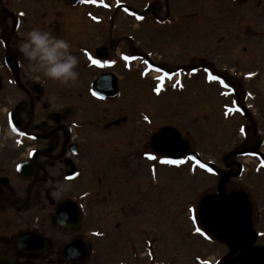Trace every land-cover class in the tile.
<instances>
[{
  "label": "rangeland",
  "instance_id": "374dc122",
  "mask_svg": "<svg viewBox=\"0 0 264 264\" xmlns=\"http://www.w3.org/2000/svg\"><path fill=\"white\" fill-rule=\"evenodd\" d=\"M8 8L26 12L16 34L10 21L0 24V67L19 65L23 80L42 74L20 62L17 49L33 27L64 37L79 57L75 82L46 78L55 94H61L58 87L65 88L66 116L84 152L115 149L106 155L108 165L104 160L103 166L99 160L92 167L87 164V178L93 168L96 176L103 171L104 181L100 188L85 190H92L90 201L99 196L102 206L112 203L108 217L131 230L136 249H142L144 231L155 254L160 250L159 259L167 263L196 264L197 256L216 260L228 251L218 242L211 246L191 236L195 218L190 206L199 208L200 200L217 196L220 187V177L202 163L213 162L225 171L226 163L237 161L247 169L241 180L225 182L222 195H243L261 213L264 227V172L254 174L255 156L237 153L259 143L264 151V0H247L241 7L229 0H21ZM5 33L11 37L10 43L4 41L11 59L7 65ZM101 46L109 51L106 61L96 56ZM110 72L118 77L122 93L103 100L90 86ZM165 125L179 130L201 164L188 158L163 163L152 155L151 138ZM121 161L132 166L133 175L118 167ZM152 165L156 168L150 173ZM97 222L104 225L103 216ZM105 243L109 250L123 246V241ZM108 257L126 258L115 251Z\"/></svg>",
  "mask_w": 264,
  "mask_h": 264
},
{
  "label": "flooded vegetation",
  "instance_id": "af4514ba",
  "mask_svg": "<svg viewBox=\"0 0 264 264\" xmlns=\"http://www.w3.org/2000/svg\"><path fill=\"white\" fill-rule=\"evenodd\" d=\"M20 1L7 0L6 4L4 1L0 5V24L6 20L13 23V34L21 27L20 17L26 11L9 10L8 6ZM229 1L241 7L247 0ZM1 39L11 41L6 33ZM3 46L8 55L5 61L11 63L7 43ZM20 69L19 65L13 70L0 68V259L9 264H179L160 260L162 252L159 250L155 254L149 234L144 231L142 249H136L131 230L122 223L114 224L108 217L107 210L112 203L107 206L108 201H104L102 206L99 196L90 201L92 190L85 188L102 187L104 173L102 171L99 176L97 172L96 176V170L93 173L91 168V176L87 178V164L92 167L99 160L98 165L104 161L108 165L110 158L105 160L106 155L110 156L115 149H104L109 150L106 154L101 149L100 152H84L70 130L65 88L58 87L56 91L61 94L57 95L53 84L43 74L33 73L35 80H23ZM72 144L75 147L71 148ZM261 149L259 143L253 150L237 152L241 157L247 153L246 156H255L259 160L254 170L256 175L264 171V151ZM129 166L128 163L118 165L133 175V168ZM225 167L219 175L217 205L211 211L192 206L198 227L191 228L190 232L197 240L211 246L218 242L228 251L216 260L197 256L194 262L264 264L261 213H255L237 195H222L225 182L233 178L241 180L247 169L237 161L226 163ZM155 168L152 165L149 172ZM57 181L68 187L60 197L54 198L51 189ZM123 210L122 215L123 212L129 215ZM101 216L104 225L97 222ZM117 231L121 233H115ZM241 240H252L254 244L248 250L240 249ZM102 241H123V246L119 250H109V244H102ZM82 250L87 254L85 261ZM114 251L126 258H109Z\"/></svg>",
  "mask_w": 264,
  "mask_h": 264
},
{
  "label": "clouds",
  "instance_id": "9594fccd",
  "mask_svg": "<svg viewBox=\"0 0 264 264\" xmlns=\"http://www.w3.org/2000/svg\"><path fill=\"white\" fill-rule=\"evenodd\" d=\"M71 47L67 39L41 27L29 29L17 43L20 62L26 61L29 70L41 72L45 77L63 84L75 82L79 77V57L71 51ZM67 187L57 181L51 195L58 198Z\"/></svg>",
  "mask_w": 264,
  "mask_h": 264
},
{
  "label": "water",
  "instance_id": "95a60500",
  "mask_svg": "<svg viewBox=\"0 0 264 264\" xmlns=\"http://www.w3.org/2000/svg\"><path fill=\"white\" fill-rule=\"evenodd\" d=\"M96 53L101 58H106L108 55L107 48L105 47L98 48ZM116 86V77L112 74H108L97 80L93 88L96 93L103 97H114L118 92ZM152 148L157 154L164 156L167 160L176 161L184 157L186 152L189 150V144L182 138L177 129L172 126H166L153 136ZM189 156L192 160L198 159V154L196 152H191ZM208 166L212 170L217 171L218 173L220 172L215 165L209 164ZM222 180H224V178H222ZM217 202L218 198L214 196H205L200 202V208L211 210L216 206ZM211 217L212 215L210 214L209 218ZM242 241L243 240L239 243L240 249L245 248L248 250L254 243L252 240L249 242ZM68 249L69 248L66 250ZM0 261H3L1 264H8L4 260L0 259Z\"/></svg>",
  "mask_w": 264,
  "mask_h": 264
},
{
  "label": "snow or ice",
  "instance_id": "6c2138e0",
  "mask_svg": "<svg viewBox=\"0 0 264 264\" xmlns=\"http://www.w3.org/2000/svg\"><path fill=\"white\" fill-rule=\"evenodd\" d=\"M125 59H130V57H127V56H126ZM93 63H94V64H101V61L93 59ZM105 63H111V61H108V62H105ZM161 71H163V70L161 69ZM193 71H196V69H193ZM210 79H213V80H220L221 78L218 77V76H211ZM156 91L159 92L160 89L157 88ZM171 162H172V163H175V161H171ZM197 231H199V229H197Z\"/></svg>",
  "mask_w": 264,
  "mask_h": 264
},
{
  "label": "bare ground",
  "instance_id": "6f19581e",
  "mask_svg": "<svg viewBox=\"0 0 264 264\" xmlns=\"http://www.w3.org/2000/svg\"><path fill=\"white\" fill-rule=\"evenodd\" d=\"M237 196H239V197H240V199H243L244 201H246V200H245V197H244L243 195H241V194H239V193H238V195H237Z\"/></svg>",
  "mask_w": 264,
  "mask_h": 264
}]
</instances>
